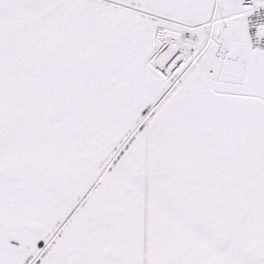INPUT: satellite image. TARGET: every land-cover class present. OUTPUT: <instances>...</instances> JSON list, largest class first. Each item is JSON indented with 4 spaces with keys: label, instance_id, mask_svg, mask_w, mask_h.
Segmentation results:
<instances>
[{
    "label": "snow or ice",
    "instance_id": "obj_1",
    "mask_svg": "<svg viewBox=\"0 0 264 264\" xmlns=\"http://www.w3.org/2000/svg\"><path fill=\"white\" fill-rule=\"evenodd\" d=\"M0 264H264V0H0Z\"/></svg>",
    "mask_w": 264,
    "mask_h": 264
}]
</instances>
